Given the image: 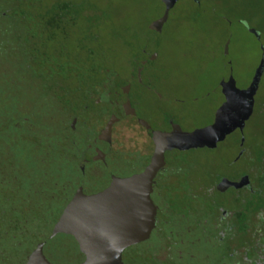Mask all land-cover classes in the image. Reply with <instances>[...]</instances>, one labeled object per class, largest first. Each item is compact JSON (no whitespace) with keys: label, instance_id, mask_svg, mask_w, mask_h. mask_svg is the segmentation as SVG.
<instances>
[{"label":"trees","instance_id":"1","mask_svg":"<svg viewBox=\"0 0 264 264\" xmlns=\"http://www.w3.org/2000/svg\"><path fill=\"white\" fill-rule=\"evenodd\" d=\"M187 1L191 7L188 20H209L228 29L237 25L264 46V0ZM159 3L162 14L164 5ZM175 6L166 24L172 20ZM84 13L80 4L70 0H0V264L26 261L36 244L48 237L77 188L86 185L91 166L96 168L94 179L99 177L101 183L105 181L102 169L107 183L111 173H118L112 161L119 159L120 152L112 151L113 158L105 165L93 163L87 155L97 130L113 112L108 95L111 87L116 89L118 75L97 47L99 36L91 31ZM149 23L147 28L160 34ZM247 27L255 28L260 40ZM75 28L83 31L81 35L74 36ZM134 36L127 32L124 39L130 50ZM86 40L94 44H86ZM226 40L231 43L229 32L223 42ZM153 50H142L147 61L143 72L157 59H150ZM141 62L136 56L130 59L134 74L126 79L133 87L145 83L143 75H137ZM104 103L109 110L102 123H91L90 105ZM256 118L260 122L249 137L252 145L257 143L247 148L244 141V152L236 153L232 162L245 160L246 167L231 176L234 179L245 173L253 179L257 173L255 191L234 188L225 203L219 197L227 191L215 188L224 175L209 171L208 165L203 171L206 175L189 176L183 160L168 155L175 161V165L171 163L174 181L163 184V190L160 180L155 184V227L147 240L124 250L123 264H223L231 261L229 252L253 246V236L247 231L255 229L256 215L264 208V102L254 104L247 122ZM235 133L239 143L244 132ZM199 149L214 151L217 147ZM106 186L103 182L95 191ZM223 211L227 221L220 219ZM220 229L237 233H227L220 240ZM191 246L203 247L205 255L194 253Z\"/></svg>","mask_w":264,"mask_h":264},{"label":"rangeland","instance_id":"2","mask_svg":"<svg viewBox=\"0 0 264 264\" xmlns=\"http://www.w3.org/2000/svg\"><path fill=\"white\" fill-rule=\"evenodd\" d=\"M70 1L80 4L82 10H85L84 14L88 15L91 31L99 36L97 47L118 75L114 80L116 85L122 81L121 76L125 79L133 76L130 63L132 57L136 56L143 61L142 50L154 49L157 59L154 63L147 64L142 73L145 83L140 87H133L131 98L140 115L155 127L165 126L168 118L187 131L209 125L214 119L215 111L226 101L221 81L231 79L234 87L243 88L250 81L259 62L261 49L256 40L237 25L228 29L226 25L209 20H188L191 7L187 0L177 3L172 20L163 26L160 34L152 33L147 28V24L161 14L159 0ZM79 21L83 23L84 16ZM82 32L80 28H75L74 36L81 35ZM127 32L135 35L131 50L124 43ZM227 32L232 40L225 54L223 41ZM87 43L94 44L91 40H86ZM154 44L157 46L153 47ZM260 102H264V71L255 95V104ZM89 110L91 123L100 125L109 107L106 103L90 105ZM259 122L257 118L251 119L245 125L243 136L247 148L257 143L253 142L252 145L249 135L255 131ZM235 132L221 141L214 151L199 148L186 151L173 149L167 151V156L171 154L176 159H182L183 169L189 176L191 173H201L202 176L204 167L210 165L209 171L231 177L246 167L245 160L232 162L239 149L238 134ZM114 137V150L122 154L148 155L153 150L149 133L135 120L121 121L115 125ZM112 162L113 170L129 176L139 170L142 159L126 161L119 155V159H113ZM173 164L175 165V161ZM89 170L84 186L85 194L88 195L103 190L104 188L95 191V187L99 188L103 182L107 184L103 169L100 171L102 181L105 180L102 183L99 177L94 179L93 172L95 173L96 168L91 166ZM207 180L211 181L210 178ZM232 190L229 189L219 198L226 203ZM152 199L157 202L154 196ZM189 249L198 255H205L203 247L191 246ZM58 263L61 264L60 261H54V264Z\"/></svg>","mask_w":264,"mask_h":264},{"label":"water","instance_id":"3","mask_svg":"<svg viewBox=\"0 0 264 264\" xmlns=\"http://www.w3.org/2000/svg\"><path fill=\"white\" fill-rule=\"evenodd\" d=\"M160 1L164 5L163 13L148 25L156 32H161L171 10L180 0ZM247 29L260 40V34L255 28ZM228 44L229 40L224 45L225 54ZM260 49L258 65L245 87H234L231 79L221 81L226 101L215 111L214 119L209 125L189 131L183 130L177 123H173L171 130L167 132L152 129L151 134L148 132L153 143L149 162L132 175H112L109 184L98 193L85 194L83 185L79 186L54 223L48 237L36 244L22 264H54V261H60L61 264H123L124 250L147 240L155 227L157 206L151 193L154 178L164 166L165 151L215 148L232 132H243L252 115L255 95L264 71L262 44ZM156 56V53H152L150 59L154 60ZM146 62L143 60L137 70L139 77ZM122 111L131 114V118H122ZM135 113V108L127 99L121 109H113L102 134L109 139L114 122L134 121L137 118L133 116ZM138 121L144 128H150L141 118ZM72 126H75V119ZM102 134H99L100 139ZM243 142L242 136L240 145ZM242 152L241 149L238 156ZM97 154L108 163V155L104 157L98 149ZM249 182L247 174L238 180L222 177L215 188L222 192L229 187L241 188Z\"/></svg>","mask_w":264,"mask_h":264},{"label":"flooded vegetation","instance_id":"4","mask_svg":"<svg viewBox=\"0 0 264 264\" xmlns=\"http://www.w3.org/2000/svg\"><path fill=\"white\" fill-rule=\"evenodd\" d=\"M142 72H143V69L141 71V75H142ZM140 82L143 83L142 81H140ZM132 84L133 83L131 81H129L128 79L122 80L120 82L119 86L114 83V86L116 89H113V87H111V91L109 92V95H108V97L110 98L109 99L110 104L112 103V108L113 109L114 108H117V109L120 108L121 109L123 106V103L127 99H129L131 101L132 106L135 108V111H136L135 115H133V116H137L138 119L141 118L147 124L150 125V128L146 129L141 124H139V121L137 118L135 119V122H137V124H139V126L142 127L145 131H147V133L149 132L151 134L150 131L152 129L160 130L162 132L170 131L172 128V124L174 123V121L172 119L171 120H170V118H168V120L166 119L167 124L163 127H158V126L155 127V126H153V124L151 122L148 121V119H146L145 117L140 115L139 111L137 110V108L134 105L132 98H131V94H132V90H133ZM115 92H116V95L113 98H111L112 95L115 94ZM100 102H101L100 98H97L96 103L99 104ZM112 114H113V112H111L108 116L105 117L106 118L105 123H103L101 125V127L97 130L95 138L93 139L92 143L88 146L90 148L91 152H90V154H87V155H88V157H90V159L93 160L92 162L95 164L96 163L98 164V162H100V163L105 165L107 163L105 161V159H102L99 156L100 154H97V149L100 150V152H102L104 154V157H106L108 155V159H110L109 157L113 158L111 152L116 151V150H112V146H113L114 139H115V137H114L115 125H117L119 123V121L114 122V124L112 126V134L109 136V139H106V137H105L106 135L102 134V130L105 128V126H106L107 122L109 121V119L111 118ZM120 114L123 115L122 118H127V117L131 118V114L130 115L125 114L124 111L120 112ZM76 123H77V118H75V124ZM99 134H102L101 139L99 138ZM238 145H239L240 149L243 148V144L240 145V142L238 143ZM168 151H171V150H168ZM150 154L147 155L145 153H141V154H136V155H130L127 153H124V154L120 153L119 155H121L122 159H125L126 161H130V160H136L137 161L138 159L141 158L142 164H141V166H139V169H140L141 167L145 166L149 162L150 156H151ZM169 156H170V154H169ZM84 161L87 162L86 159H84ZM164 162H165L164 166L157 172V174L154 178L153 190H154L155 184L157 185V182L159 180H160V183L162 184L161 190H163L164 186H169L174 181V176H173L172 172L174 171L175 168H174V166H173V168L171 167V163H172V165H174L173 164L174 160L168 159L167 151H165V153H164ZM113 169H114V167H113ZM254 169L255 168H253V170ZM84 170H85V168H84ZM112 175L127 176V175H121V174H119V172L118 173H111L110 179H109L107 185L109 184ZM243 175H245V173L241 174L240 176L235 177L234 179L232 177L231 178L227 177V176L226 177L231 179V180H238ZM248 177H249V181H250L249 184L242 186L241 188H238L235 190H242V189L245 190L246 189L250 193L254 192L255 191L254 189L256 186V181L258 180L257 173L254 174L253 179H251V177L249 175H248ZM160 183H158V186ZM217 183H218V181H217ZM217 183H215V185ZM163 184H164V186H163ZM84 186L85 185H83V187ZM165 189H166V187H165ZM229 189H234V187H229L222 192H226ZM153 193L154 192L152 191L151 197H152ZM158 194H160V196H161V192H158ZM256 218H257V222L255 225V229L253 231H247V234H251L253 236V238H252L253 246L250 247L247 251L237 249V250H234L232 252H229L228 258L231 261H229L228 263L224 262L223 264H264V208H262L261 212L256 215ZM220 219L225 220V221L228 220V215L226 214L225 211L222 212ZM222 223L220 224L221 227L223 226ZM227 233L235 235L237 232L231 231V230H225V229H220L217 231V234L219 235L218 237L220 238V240H223L225 234H227Z\"/></svg>","mask_w":264,"mask_h":264}]
</instances>
